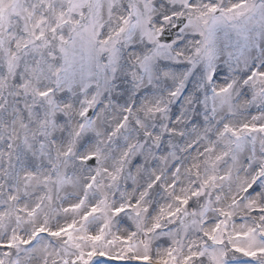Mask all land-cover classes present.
<instances>
[{
    "label": "snow or ice",
    "instance_id": "obj_1",
    "mask_svg": "<svg viewBox=\"0 0 264 264\" xmlns=\"http://www.w3.org/2000/svg\"><path fill=\"white\" fill-rule=\"evenodd\" d=\"M0 264H264V0H0Z\"/></svg>",
    "mask_w": 264,
    "mask_h": 264
}]
</instances>
